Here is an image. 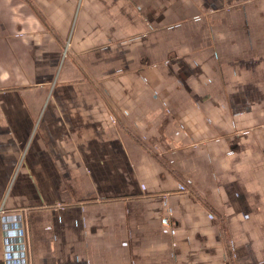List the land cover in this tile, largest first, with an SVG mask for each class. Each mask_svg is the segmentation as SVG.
<instances>
[{"label": "crops", "instance_id": "1", "mask_svg": "<svg viewBox=\"0 0 264 264\" xmlns=\"http://www.w3.org/2000/svg\"><path fill=\"white\" fill-rule=\"evenodd\" d=\"M0 264H264V0H0Z\"/></svg>", "mask_w": 264, "mask_h": 264}, {"label": "trees", "instance_id": "2", "mask_svg": "<svg viewBox=\"0 0 264 264\" xmlns=\"http://www.w3.org/2000/svg\"><path fill=\"white\" fill-rule=\"evenodd\" d=\"M226 247H227V248H226V250H227V252H226V257H227L228 261H230V259H229L230 255H229V252H228V247H229V245L226 246Z\"/></svg>", "mask_w": 264, "mask_h": 264}]
</instances>
